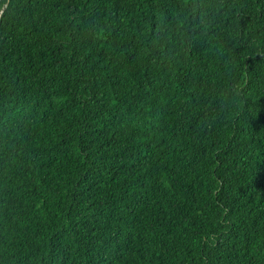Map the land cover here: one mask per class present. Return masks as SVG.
<instances>
[{"label":"trees","instance_id":"16d2710c","mask_svg":"<svg viewBox=\"0 0 264 264\" xmlns=\"http://www.w3.org/2000/svg\"><path fill=\"white\" fill-rule=\"evenodd\" d=\"M0 12V264H264V0Z\"/></svg>","mask_w":264,"mask_h":264},{"label":"water","instance_id":"95a60500","mask_svg":"<svg viewBox=\"0 0 264 264\" xmlns=\"http://www.w3.org/2000/svg\"><path fill=\"white\" fill-rule=\"evenodd\" d=\"M1 1V0H0ZM0 17H1V12H0Z\"/></svg>","mask_w":264,"mask_h":264}]
</instances>
